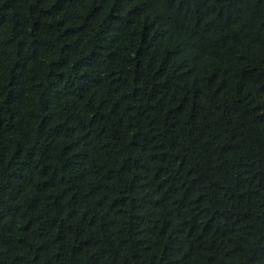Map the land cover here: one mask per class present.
<instances>
[{
  "label": "trees",
  "instance_id": "16d2710c",
  "mask_svg": "<svg viewBox=\"0 0 264 264\" xmlns=\"http://www.w3.org/2000/svg\"><path fill=\"white\" fill-rule=\"evenodd\" d=\"M0 264H264V0H0Z\"/></svg>",
  "mask_w": 264,
  "mask_h": 264
}]
</instances>
